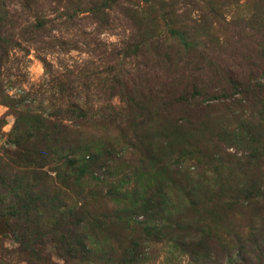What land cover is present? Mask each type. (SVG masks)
<instances>
[{
    "label": "rangeland",
    "instance_id": "374dc122",
    "mask_svg": "<svg viewBox=\"0 0 264 264\" xmlns=\"http://www.w3.org/2000/svg\"><path fill=\"white\" fill-rule=\"evenodd\" d=\"M0 11V264H264V0Z\"/></svg>",
    "mask_w": 264,
    "mask_h": 264
},
{
    "label": "trees",
    "instance_id": "16d2710c",
    "mask_svg": "<svg viewBox=\"0 0 264 264\" xmlns=\"http://www.w3.org/2000/svg\"><path fill=\"white\" fill-rule=\"evenodd\" d=\"M8 19H9V14L7 13V12H5V11H0V23H7V21H8ZM9 43V41H7V40H3V41H1V45H7Z\"/></svg>",
    "mask_w": 264,
    "mask_h": 264
}]
</instances>
